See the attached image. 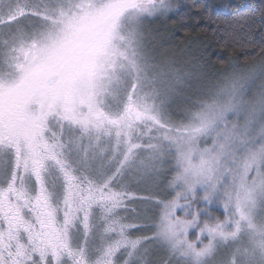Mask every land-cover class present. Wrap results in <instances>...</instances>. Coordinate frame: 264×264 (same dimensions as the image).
<instances>
[{
    "label": "snow or ice",
    "instance_id": "snow-or-ice-1",
    "mask_svg": "<svg viewBox=\"0 0 264 264\" xmlns=\"http://www.w3.org/2000/svg\"><path fill=\"white\" fill-rule=\"evenodd\" d=\"M232 12L0 0V264H264V2Z\"/></svg>",
    "mask_w": 264,
    "mask_h": 264
},
{
    "label": "trees",
    "instance_id": "trees-1",
    "mask_svg": "<svg viewBox=\"0 0 264 264\" xmlns=\"http://www.w3.org/2000/svg\"><path fill=\"white\" fill-rule=\"evenodd\" d=\"M182 3H185L186 7L192 3V0H181ZM264 2V0H195L197 4H203L209 6L213 15H221L225 17H230L233 12V8H237L239 12H247L251 11L252 6L254 4H260ZM225 5H228L226 8ZM191 14L193 16L198 15L195 9H190ZM189 27L191 28L193 25V21H189ZM168 27H173L172 23L169 22ZM204 27V21L201 20L200 24L195 26V31L191 33L192 36L197 37L201 40L207 41L209 45L212 47L209 49L211 52V60L213 61V66L217 69L223 68L226 66V63H220L218 61L226 62L229 57L236 56L239 54V50L237 49L235 52H228L223 49H219L215 47L216 37L214 36L213 32L203 31L201 32L200 29ZM188 37L185 35L183 31L176 34V39L174 43L178 45H182L183 41Z\"/></svg>",
    "mask_w": 264,
    "mask_h": 264
},
{
    "label": "rangeland",
    "instance_id": "rangeland-1",
    "mask_svg": "<svg viewBox=\"0 0 264 264\" xmlns=\"http://www.w3.org/2000/svg\"><path fill=\"white\" fill-rule=\"evenodd\" d=\"M153 28L156 29V28H161V25L160 24H156V25H153ZM162 30V29H161ZM163 39H167V34H165V36L163 37ZM178 45V44H177Z\"/></svg>",
    "mask_w": 264,
    "mask_h": 264
}]
</instances>
